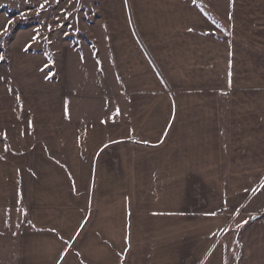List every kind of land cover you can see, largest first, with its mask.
I'll return each mask as SVG.
<instances>
[{"label": "crops", "instance_id": "crops-1", "mask_svg": "<svg viewBox=\"0 0 264 264\" xmlns=\"http://www.w3.org/2000/svg\"><path fill=\"white\" fill-rule=\"evenodd\" d=\"M164 1L163 34L142 32L145 50H110V108L100 103L92 118L76 111L70 120L65 83L54 76L42 78L43 88L29 72L6 78L8 101L16 103L0 130V208L23 211L30 235L60 247L84 230L87 251L103 249L94 258L76 250L79 264H121L122 257L124 264H264V67H255L254 79L251 50L233 35H211L218 23L192 3ZM241 85L258 95L235 99ZM50 98L60 116L53 145L36 136L14 149L9 135L19 122L24 139L53 118L43 108ZM212 102L213 110L205 106ZM61 120L70 123L72 158H59ZM79 199L82 218L68 217ZM110 209L120 216L117 232L98 243L113 222Z\"/></svg>", "mask_w": 264, "mask_h": 264}, {"label": "rangeland", "instance_id": "rangeland-1", "mask_svg": "<svg viewBox=\"0 0 264 264\" xmlns=\"http://www.w3.org/2000/svg\"><path fill=\"white\" fill-rule=\"evenodd\" d=\"M172 1L181 2V0ZM185 2L192 3L206 19L218 23L216 26L218 29L209 32L211 35L217 34L222 41L229 40L233 35L234 38L236 37L234 43L237 46L253 52L252 77L259 79L255 77L257 74L255 67H264L257 62L260 61V56H264V0H186ZM136 4L137 6L134 0H0V48L2 49L0 50L2 57L0 59V130L3 129L5 122L2 117L8 114V111L13 113L15 110L12 105L16 102L8 101L7 88L4 84L7 83L6 78L12 77L10 75L12 73L18 76L21 73L22 75L31 73L37 81L32 83L35 88L46 86L42 78L47 80L54 76L55 79L62 80L65 83L64 92L69 103V109L66 108V111L71 112L70 120L75 116L73 112L76 111L77 116H83L80 119L96 116L95 111L100 108V103L110 108L114 90L107 64L110 50H114V53L124 50H145L140 38L142 32L147 34L152 29H156L153 30L155 33L163 34L167 30L164 19L169 16L167 9L170 7L166 1L136 0ZM141 4L146 6L143 7ZM195 40L194 38L191 41L195 42ZM98 58L105 60L104 69L100 67ZM40 65L43 67L40 74H37L36 69ZM262 72L264 74V69ZM255 90L256 87L241 85L237 87L235 99L245 95L256 96L258 93ZM49 94L51 95V92ZM21 98H23L22 94ZM225 103V98L217 102L221 113L226 111ZM207 105L212 108L214 102L205 104ZM43 108L45 112L51 113L53 118L47 117L40 125L41 128L38 127L30 137L24 135V139L20 137L19 122V130L15 132L11 130L9 135L10 141L15 143L14 149L15 146H20L22 141L28 144L34 143L36 136L39 139L49 140L53 145L54 134L57 131L51 132V130L53 125L60 121L59 103L54 105L50 98L44 103ZM69 125L70 123H62L61 120L59 128L57 127L64 133L63 149L66 150L61 152L59 156L61 159L73 156L67 135ZM4 138V134L0 131V140ZM107 152L114 168L117 169L116 156L111 154V148L107 149ZM26 158L28 159L29 155ZM2 168L4 167L0 166V170ZM195 190L198 191V187ZM79 200L77 208L72 210L68 217L79 216L80 209L83 208V200L82 202L81 199ZM252 202L249 203L248 208L251 207ZM111 211L110 209L108 217L112 218L113 222L105 224L103 228L106 230L98 232L100 236L98 243L104 239L102 235L106 237L117 232L116 224L120 216L116 210ZM82 215L78 217L79 220ZM231 230L232 228H229L227 232ZM83 231L76 243L75 240L72 244L64 241L66 247L63 245L60 247L53 243L54 238L51 241L30 235L23 211L0 208V264H56L59 254L63 258L59 261L60 264H79L76 260V257L79 258L76 252L87 251ZM66 235L69 236L68 233ZM228 235H221L222 240L228 239ZM102 249L103 247H96L95 250L90 249L87 252L90 255L94 254L92 256L94 258L98 256L94 251L99 252ZM121 264H124L123 257Z\"/></svg>", "mask_w": 264, "mask_h": 264}, {"label": "built area", "instance_id": "built-area-1", "mask_svg": "<svg viewBox=\"0 0 264 264\" xmlns=\"http://www.w3.org/2000/svg\"><path fill=\"white\" fill-rule=\"evenodd\" d=\"M263 226H264V219H263Z\"/></svg>", "mask_w": 264, "mask_h": 264}, {"label": "trees", "instance_id": "trees-1", "mask_svg": "<svg viewBox=\"0 0 264 264\" xmlns=\"http://www.w3.org/2000/svg\"><path fill=\"white\" fill-rule=\"evenodd\" d=\"M0 50H2L1 48H0ZM1 53V52H0ZM2 55V54H1Z\"/></svg>", "mask_w": 264, "mask_h": 264}, {"label": "snow or ice", "instance_id": "snow-or-ice-1", "mask_svg": "<svg viewBox=\"0 0 264 264\" xmlns=\"http://www.w3.org/2000/svg\"><path fill=\"white\" fill-rule=\"evenodd\" d=\"M0 59H2V57H0Z\"/></svg>", "mask_w": 264, "mask_h": 264}]
</instances>
